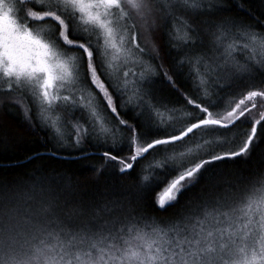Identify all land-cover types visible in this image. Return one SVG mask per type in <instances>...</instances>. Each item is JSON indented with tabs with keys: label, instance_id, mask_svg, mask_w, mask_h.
<instances>
[{
	"label": "snow or ice",
	"instance_id": "6c2138e0",
	"mask_svg": "<svg viewBox=\"0 0 264 264\" xmlns=\"http://www.w3.org/2000/svg\"><path fill=\"white\" fill-rule=\"evenodd\" d=\"M249 7L0 0V112L45 130L52 156L98 144L122 176L154 161L118 195L0 178V264H264V15ZM168 94L179 128L157 119Z\"/></svg>",
	"mask_w": 264,
	"mask_h": 264
},
{
	"label": "trees",
	"instance_id": "16d2710c",
	"mask_svg": "<svg viewBox=\"0 0 264 264\" xmlns=\"http://www.w3.org/2000/svg\"><path fill=\"white\" fill-rule=\"evenodd\" d=\"M249 11L253 18L264 15V7L261 6L259 0H249ZM234 42L233 37H229L225 43ZM235 43H240L235 40ZM237 58L243 60V55H237ZM185 88H190L185 83ZM190 94L196 96L194 89L190 88ZM224 99L222 104H226L230 98L229 93H222ZM170 107L175 106V111L161 109V114L171 113L177 115L185 112L183 106L179 103L182 97L168 94ZM239 99V97H237ZM257 113V117H258ZM47 132L41 129H30L25 124L23 116L15 109H4L0 112V138L6 141L0 146V178L6 179H22L32 176L39 180L45 176L65 177L73 182H77L80 189L89 194L104 192L109 195H118L136 183L140 172V167L147 168L149 163L154 162L151 157L142 161L137 166L136 173L131 176H122L119 173L118 166L113 169L108 167L102 169L104 161L102 159L103 147L98 144H91L87 149L88 158L80 154H70L61 149H57V155L52 156L51 150L53 145L45 141ZM37 154H42L43 159L36 158ZM127 155L125 151L123 153ZM264 155V145L257 149L256 158L259 159ZM102 172V174H98ZM162 190V189H161ZM171 211V210H170ZM167 217L169 213H157Z\"/></svg>",
	"mask_w": 264,
	"mask_h": 264
},
{
	"label": "rangeland",
	"instance_id": "374dc122",
	"mask_svg": "<svg viewBox=\"0 0 264 264\" xmlns=\"http://www.w3.org/2000/svg\"><path fill=\"white\" fill-rule=\"evenodd\" d=\"M117 63H119V61H117ZM131 93H132V89L130 87L129 95H131ZM75 115L78 117L79 116V112L75 113ZM53 116H55V114H53ZM157 119L162 120L164 122H172V123H174L175 127L179 128V127H181L183 125L184 119H186V112H180L177 115H172L171 113L161 114L159 112V114L157 116ZM61 150L64 151V152H68V153L71 152V150H69V149H61Z\"/></svg>",
	"mask_w": 264,
	"mask_h": 264
}]
</instances>
